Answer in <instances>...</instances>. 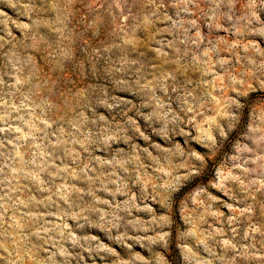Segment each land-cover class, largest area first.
<instances>
[{"label": "rangeland", "instance_id": "1", "mask_svg": "<svg viewBox=\"0 0 264 264\" xmlns=\"http://www.w3.org/2000/svg\"><path fill=\"white\" fill-rule=\"evenodd\" d=\"M0 264H264V0H0Z\"/></svg>", "mask_w": 264, "mask_h": 264}]
</instances>
